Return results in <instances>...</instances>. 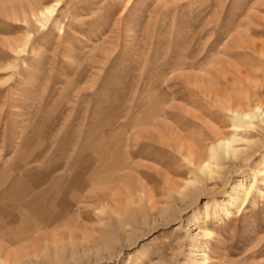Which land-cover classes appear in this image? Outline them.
<instances>
[{
	"label": "rangeland",
	"instance_id": "obj_1",
	"mask_svg": "<svg viewBox=\"0 0 264 264\" xmlns=\"http://www.w3.org/2000/svg\"><path fill=\"white\" fill-rule=\"evenodd\" d=\"M244 23L261 48L227 47ZM227 97L264 106V0H0V264H264V185L211 207L264 124L197 169L232 132Z\"/></svg>",
	"mask_w": 264,
	"mask_h": 264
},
{
	"label": "bare ground",
	"instance_id": "obj_2",
	"mask_svg": "<svg viewBox=\"0 0 264 264\" xmlns=\"http://www.w3.org/2000/svg\"><path fill=\"white\" fill-rule=\"evenodd\" d=\"M57 5H59L58 1H56L52 5L46 6L43 9H39L36 12V14L33 12L32 16H34V18L37 17L36 18L37 20L39 17H44V18L48 17V16L51 17L55 13V9H56ZM248 25H250V24L244 23L243 26L240 28V30H238L237 32H235L234 34H232L229 37V39L226 43L227 47L233 48L234 46H239L241 48H250L253 50H257L258 46H259V48H261L262 44L255 43L254 41H251L247 38L245 32L247 33V32H250L252 30V28H250ZM180 78H182L183 80H187L189 82L191 80H193L195 83L199 82L198 80H200V83H201V80H202V76L201 75L199 76L198 74H190V75L189 74H183V75H180ZM210 78H211V76H210ZM202 84H203V82H202ZM202 92H203V90H202ZM209 93H210V95H208V96H209L210 100L213 102V90H211ZM224 99H223L222 104H224V107L226 105L227 110L229 112H231L234 116V119H233V122L231 125L232 132H231L230 136H228V137H224V136L219 137L216 140V143L214 145H211L208 148L207 159L206 160L204 159L202 161L200 159L199 160L200 162H197L198 163V165H197L198 171L207 178L212 177V174L215 172V170L221 164L220 163L221 157L224 159L227 157L228 158H234L237 155V153L241 151L240 148H237L234 146L235 142H238L240 140L238 137H236L237 133H239L237 131L241 130V128L244 130V129H250V128L254 127V120H257V119L259 120V123L262 122L264 124V106L256 103V104H254V106L250 110L249 109L248 110L235 109V108H232L231 101L228 97L224 98ZM140 134H142V133H140ZM146 135H149V134H146ZM195 180H196V177L194 176L193 179H190L189 181H187L186 184L190 185ZM258 184L264 185V157L258 163L256 168L251 169L250 176H248V177L246 176L244 179H242L236 183L232 192L227 194L226 199L224 198L223 201L214 202L212 204L211 207L214 210L215 214L218 215V213L220 212V214H223L226 217L232 216V212H231L230 208L227 207V205H229V206L238 205L239 206L240 204H244V201H246L248 196L250 194H252L253 191H257V193L262 194L261 190L258 189ZM235 190H237V191H235ZM210 213H211V211H210ZM208 216H209V213H206L205 218H208ZM200 233L202 236H206L209 233V231L205 228H201ZM198 251L199 252L193 253V255L200 256L199 257V259H200L199 263L205 264L207 262V257L205 255V253L202 252V250H198Z\"/></svg>",
	"mask_w": 264,
	"mask_h": 264
}]
</instances>
